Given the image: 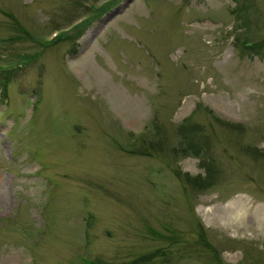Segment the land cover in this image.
Returning a JSON list of instances; mask_svg holds the SVG:
<instances>
[{"label": "rangeland", "instance_id": "1", "mask_svg": "<svg viewBox=\"0 0 264 264\" xmlns=\"http://www.w3.org/2000/svg\"><path fill=\"white\" fill-rule=\"evenodd\" d=\"M0 264H264V0H0Z\"/></svg>", "mask_w": 264, "mask_h": 264}, {"label": "trees", "instance_id": "2", "mask_svg": "<svg viewBox=\"0 0 264 264\" xmlns=\"http://www.w3.org/2000/svg\"><path fill=\"white\" fill-rule=\"evenodd\" d=\"M64 34V33H63ZM59 36L60 35H58V38H59ZM61 37H63V36H61ZM246 44V43H245ZM199 179H200V177H198ZM148 257H141V258H139L138 260H140V259H142V260H146ZM148 260V259H147Z\"/></svg>", "mask_w": 264, "mask_h": 264}]
</instances>
